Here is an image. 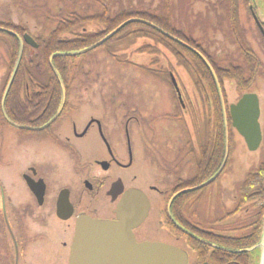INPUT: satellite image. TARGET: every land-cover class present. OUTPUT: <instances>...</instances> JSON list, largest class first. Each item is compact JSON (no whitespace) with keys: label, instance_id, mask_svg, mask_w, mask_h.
<instances>
[{"label":"flooded vegetation","instance_id":"1","mask_svg":"<svg viewBox=\"0 0 264 264\" xmlns=\"http://www.w3.org/2000/svg\"><path fill=\"white\" fill-rule=\"evenodd\" d=\"M27 9L34 10L33 6ZM214 9L198 14L215 19L214 24L207 19L202 29L232 45L233 59L218 45L211 50L213 55L201 48L213 74L202 59L208 69L191 72L188 59L176 58L195 82L192 87L175 77L166 55L164 62L156 59L153 65L160 68L150 71L170 77L166 85L173 97L170 109L161 112L153 104L150 113L140 108L141 94L124 85L108 91L103 84H74L85 64H71L72 79L64 88L41 84V78L48 76L44 49L53 43L50 36L59 22H37L27 28L0 25L13 32L0 31V67L10 70L13 41L21 49L22 40L21 65L25 63L26 74L24 84L13 86L5 114L0 102V156L5 150L9 163L8 179L0 180V226H5V231L0 229V264H71L79 222L89 220L110 225L113 234L108 240L117 237L108 242L114 263L120 262L124 243L135 242L185 252L187 264H259V250H250L259 244L264 230V4L241 0L239 5ZM62 37L76 39V31ZM223 71L234 75L228 79L231 86L244 92L234 104L227 100ZM220 89L228 134L225 115V133H221ZM63 90L65 106L51 123L62 107ZM250 94L258 97L261 110V136L251 143L233 126L231 115V107ZM163 119L181 129L168 137L164 162L163 152L160 157L156 154L155 134ZM242 148L248 161L238 164L236 155ZM147 156L154 169L149 176L137 169L140 160L148 161ZM131 190L147 196L149 210L141 223L134 213L120 212ZM127 209L132 212L136 207Z\"/></svg>","mask_w":264,"mask_h":264},{"label":"rangeland","instance_id":"2","mask_svg":"<svg viewBox=\"0 0 264 264\" xmlns=\"http://www.w3.org/2000/svg\"><path fill=\"white\" fill-rule=\"evenodd\" d=\"M69 0H0V23H4L5 25H16L19 24L21 26L31 27L32 25H37V22H41V24L48 22L52 23L55 22L57 17L61 18L63 16V12L61 8L63 5L61 3H66ZM143 5L145 0H140ZM79 2V3H78ZM83 2V3H82ZM164 2L162 14H164L165 10H170V15L172 19V23L174 25V29L182 32L185 36H189L188 39L192 40L193 44H197L202 48L205 52H211L213 55L214 53L211 51L215 48L216 45L220 46L222 49H225L228 52L227 58L229 55L231 59H233L234 55V48L229 43L224 44L223 38L217 37L213 35V32L206 31L202 29V26L206 23L207 19L203 16L206 14L208 10H213V6H218L215 9H218L223 3L220 0H154V6L158 7L159 3ZM259 4H264V0H256ZM74 10H82L86 8L91 13L89 15H94L98 12H103L104 7L100 6L101 0H90V3H87V0H74ZM33 6L31 11H27V7ZM228 6V5H224ZM76 7V8H75ZM115 9H120V7H116ZM214 9V10H215ZM115 10L114 12H117ZM154 8H150V12H154ZM160 11V12H161ZM165 11V12H164ZM40 14L38 15V13ZM157 12V11H156ZM203 13L198 15L199 13ZM159 13V12H157ZM87 14V13H86ZM87 14V15H88ZM88 15V16H89ZM209 23L215 22V19H208ZM56 24V23H55ZM105 27L104 24H100L99 22H91L88 26L90 31H101ZM209 28V25H207ZM82 29H79L76 32L77 36H80L83 32ZM107 37V36H106ZM217 37V38H214ZM70 38H66L69 40ZM73 39V38H72ZM103 40V39H102ZM101 41V40H100ZM99 41V42H100ZM98 43V42H97ZM96 43V44H97ZM107 43V42H106ZM105 43V44H106ZM186 43V42H185ZM102 45L101 47L80 56L68 58L72 65H77L80 67L81 65H86L84 71L78 74L79 78L77 82L75 81L74 84H89V85H98L103 84L106 86L108 91H110L112 86L119 85V86H126L125 88L128 91H135L139 92L141 95V110L147 113H150L151 106L156 104L158 109L168 110L171 108V98L173 97L172 91H169L167 88V79L170 80V77H164L159 73H155L150 71L152 68L157 69L160 68L159 66L153 65V62L156 59L159 61H163V57L165 55L170 59L173 63L175 69L174 72L175 77L177 76L182 81V84L187 86H191L195 82L190 80L189 75L181 68L176 60V56H171L174 54V48L169 44H165L159 38H147V37H140V38H129L126 39L121 46L118 43ZM95 45V44H94ZM92 45V46H94ZM225 45V47H224ZM91 46V47H92ZM210 46H214L210 48ZM144 47H152L156 50V53H142L140 52ZM87 49V48H86ZM83 51L77 50L73 51L74 53ZM68 52V53H73ZM68 54L67 52H65ZM171 54V55H170ZM184 56L188 59L189 64L191 62L190 56L184 52ZM2 59V57H1ZM158 61V60H157ZM233 61V60H232ZM136 64V66H135ZM11 69V68H10ZM189 69V68H188ZM191 71V69H189ZM235 70V69H234ZM86 71V72H85ZM87 73L88 77L84 76L83 74ZM192 72V71H191ZM10 70H5V67L2 70L0 67V96L2 97L6 82L10 75ZM153 74L157 75V78H153ZM51 73L48 74L49 80H51ZM176 77V78H177ZM68 80L72 79V74L67 75ZM177 78V79H178ZM226 84V94L227 100L234 104L238 97H240L244 92H238L235 86H231L230 80L227 78H223ZM156 91V92H155ZM192 91V88H190ZM155 92V93H154ZM264 93V92H263ZM108 94V93H107ZM105 93V96H107ZM109 95V94H108ZM155 96V99L152 97ZM101 99L98 98L96 100L99 103V107H101ZM162 112V110H161ZM155 134H156V154L159 156V152L162 151L163 155L161 156L162 162L166 159V146L169 143L170 139L168 138L171 134H177L181 131L179 127H176V123L169 119H163L160 121L155 127ZM147 130H150L147 127ZM150 134V132H149ZM150 137V136H149ZM148 137V138H149ZM4 147V145H3ZM168 149V148H167ZM247 151L242 148L237 152L236 159L238 164L245 162L248 159ZM3 162L0 165V180L3 182L5 178L8 179L7 168L9 163L7 162L6 151L4 150L1 154ZM0 156V158H1ZM160 157V156H159ZM157 159H159L156 156ZM150 157L147 156L148 161H144L143 159L139 161V167L137 169L139 173L144 174L145 176H149L151 171L154 169L151 168L149 165ZM248 161V160H247ZM65 164H69L66 162ZM244 172V171H243ZM245 176V172H239L238 178L242 180ZM239 181V180H238ZM5 182V180H4ZM20 189V187H19ZM20 192H23L20 189ZM1 193V189H0ZM20 194V193H19ZM154 195V194H152ZM162 207V206H161ZM0 208H1V197H0ZM155 212H160V210H155ZM0 229L5 231V226L1 225Z\"/></svg>","mask_w":264,"mask_h":264},{"label":"trees","instance_id":"3","mask_svg":"<svg viewBox=\"0 0 264 264\" xmlns=\"http://www.w3.org/2000/svg\"><path fill=\"white\" fill-rule=\"evenodd\" d=\"M222 3V0H220ZM241 0H223L224 5H239ZM79 3V2H78ZM83 3V2H82ZM87 3H90V0H87ZM140 0H101L100 6L104 7L103 12L95 13L94 15H89L88 10L86 8H83L82 10H74V0L66 1V3H61L63 5V8L60 12H63V16L61 18L57 17L54 23H58L56 32L51 34V38L53 43L50 45H47V49H44L43 54V61L45 63V67L48 70V73H51V80H49L48 76L42 77L41 84H55L59 85V81L54 74L52 68L49 64V59L53 55V53H59V52H73L77 50H84L86 48L91 47L92 45L96 44L100 40L104 39L106 36L117 30L120 26H122L124 23L130 21V20H144L149 23H152L153 25L159 27L160 29L166 31L167 33L171 34L172 36L176 37L177 39L186 42L188 45L192 46L193 48L197 49L198 51L201 49L200 46L197 44H193L192 40L188 39L189 36H185L182 32L174 29V25L172 23L170 10H165L164 14L163 9L164 2L159 3L158 7L154 6V0H145L143 5ZM120 7V9H115L117 12H114V8ZM154 8V12H150V8ZM76 8V7H75ZM164 10V9H163ZM161 11V12H160ZM89 15H87V14ZM234 20V19H233ZM99 22L100 24H104L105 27L101 31H90L88 29V26L91 22ZM238 22V21H237ZM0 25L5 26L3 23H0ZM10 27V26H9ZM79 29H82L83 33L80 36H77L76 39L66 40L63 39L62 35L65 33H70L72 30L78 31ZM12 37V36H11ZM140 37H147V38H159L161 39L165 44H169L174 48V55L180 59L181 62L184 61L185 56L184 52L187 53L190 56V64L188 66L189 69L193 72H197L200 69H208V67L203 63L201 58L192 52L191 50L185 48L181 44H178L168 37L164 36L162 33H160L158 30L145 25L141 23H132L127 25L123 30H121L115 37H113L111 40H109L105 45L107 44H114L118 43L119 46L122 47L124 41L129 38H140ZM14 39V38H13ZM15 46L12 48V65H11V73L8 77V80L6 82L4 91L7 87V84L10 80V77L12 75L13 69L15 67L16 61L18 59L20 46L18 43H16V40L14 39ZM114 46V45H113ZM115 47V46H114ZM142 53H156V50L152 47H144L141 49ZM74 53V52H73ZM68 58L71 57H58L54 61V66L59 71L61 78L64 82V84L69 83L70 81L67 78V75L70 74V66L71 62ZM24 65L23 62L18 74L16 76V79L13 83V86L24 84L26 74H24ZM217 69V68H216ZM219 70V69H217ZM222 73V80L223 78H232L233 76H230L229 73L226 74V71H223ZM233 74V72H232ZM212 79V78H211ZM213 85V79H212ZM12 86V89L9 93L7 102L11 100V95L15 91ZM4 94V92H3ZM217 94V93H216ZM3 97V95H2ZM2 97L0 96V102L2 101ZM218 94H217V100H218ZM6 102V103H7ZM219 108V107H218ZM220 126H221V133H225L224 128V114L223 111H220ZM255 178V175H251V180Z\"/></svg>","mask_w":264,"mask_h":264},{"label":"water","instance_id":"4","mask_svg":"<svg viewBox=\"0 0 264 264\" xmlns=\"http://www.w3.org/2000/svg\"><path fill=\"white\" fill-rule=\"evenodd\" d=\"M132 23L145 24V25H148L158 30L160 33H162L164 36L168 37L172 41L178 44H181L185 48L197 54L202 60L205 61V63L211 69V71L214 72L211 64L207 61V59L203 56V54L199 52L197 49L177 39L176 37L160 29L159 27L153 25L152 23H149L144 20H130L124 23L117 30L109 34L107 37H105L103 40H101L100 42H98L92 47H89L83 51L76 52V53H68V54L63 53V54H57V55L52 56L50 60L51 68L53 69V72L56 75L62 87L64 88V82L60 74L58 73L57 69L54 66L55 58L75 57V56L87 54L101 47L102 45H104L106 42H108L113 37H115L127 25L132 24ZM0 31L13 34V32L4 30L1 28H0ZM29 38H30L29 36H26V39L28 41H29ZM23 56H24V43L21 40V49H20L19 58L17 60L15 69L11 75L10 81L7 85V88L5 90V93L2 99V107H3L4 114H5L6 101L11 91V88L13 86V83L16 79V76L18 74V71L20 69ZM213 74H215V72ZM216 80L218 83L219 82L218 79ZM173 83L175 87L178 88V83L176 82L175 79H173ZM218 86L220 88L219 83H218ZM178 91H179V88H178ZM220 93L222 97L223 110H224L225 121H226V131L228 134V124H227V114H226L227 111H226L223 93L221 89H220ZM65 102H66V96H65V91L63 90L62 107L51 123L56 121V119L61 115L63 108L65 106ZM231 115L233 117V126L237 129V131L243 137H245V139L248 142L251 143L252 140H254V138L259 139V137L261 136V127H260V122H259L260 116H261V110H260L259 99L256 95L250 94V95L244 96L242 100L238 103V105H233L231 107ZM46 127H48V125ZM43 195L44 193L42 192L40 198H42ZM126 198L127 200L121 206L120 212L134 213V215H136L135 216L136 219L139 217L138 223L143 222L149 210L147 206V203H148L147 196L145 195V193H143L140 190H131L130 192L127 193ZM145 204H146V207H145ZM133 206L136 207V210L129 212L127 208L133 207ZM64 218L67 219V217H64ZM112 234H113V231H111V227L107 223H104L102 221L97 222V221H90V220L80 221L78 225L77 240H76V243L72 251V258H71L72 263L71 264H187L188 262V256L185 252H182L177 249H172L171 247H168L166 245L153 244V243L138 244L135 242L134 243L125 242L124 243L125 247H123L122 250H120L122 253V255L120 256V262L114 263L112 261L111 252H110L112 250V244L108 242L113 241L112 239L113 238L116 239L117 237L114 235V237H112L111 240L107 239V237ZM116 245L122 246L123 243L116 244ZM256 249H258L260 252L259 264H264V230H263V234H262L259 244L250 251H253Z\"/></svg>","mask_w":264,"mask_h":264}]
</instances>
